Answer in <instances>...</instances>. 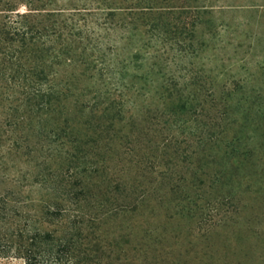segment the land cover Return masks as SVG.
<instances>
[{
	"label": "trees",
	"instance_id": "obj_1",
	"mask_svg": "<svg viewBox=\"0 0 264 264\" xmlns=\"http://www.w3.org/2000/svg\"><path fill=\"white\" fill-rule=\"evenodd\" d=\"M211 15L0 0V264H264V87Z\"/></svg>",
	"mask_w": 264,
	"mask_h": 264
},
{
	"label": "rangeland",
	"instance_id": "obj_2",
	"mask_svg": "<svg viewBox=\"0 0 264 264\" xmlns=\"http://www.w3.org/2000/svg\"><path fill=\"white\" fill-rule=\"evenodd\" d=\"M201 1L212 9L209 18L212 23L228 27L221 32V48L214 53L216 61L207 62V67L233 65L231 71L237 77L243 75L245 67L264 87V77L258 74L259 67H264V0ZM18 12L24 13L25 10L20 7ZM206 57L210 58V53ZM251 85L254 86V83ZM8 264L22 263L10 261Z\"/></svg>",
	"mask_w": 264,
	"mask_h": 264
}]
</instances>
